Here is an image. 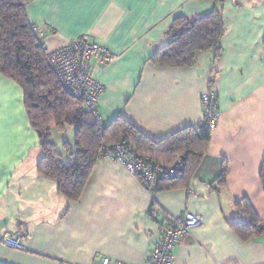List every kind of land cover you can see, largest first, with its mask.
Instances as JSON below:
<instances>
[{"label": "crops", "instance_id": "0c3cea01", "mask_svg": "<svg viewBox=\"0 0 264 264\" xmlns=\"http://www.w3.org/2000/svg\"><path fill=\"white\" fill-rule=\"evenodd\" d=\"M216 8L225 26L219 53L200 52L190 67L150 61L169 42L177 16ZM26 13L48 50L83 36L110 48L111 63L92 64L105 86L98 106L105 125L121 117L161 141L203 123L209 90L220 117L196 171L162 184L155 199L122 165L99 158L70 204L57 181L38 170L43 150L22 88L0 73V264H94L102 257L151 264L168 219L185 211L205 223L181 239L175 264H264V233L244 240L231 226L248 223L239 200L264 219V0H31ZM61 133L58 147L74 143L73 128ZM224 164L223 186L216 181ZM5 234L24 235L26 249L4 244Z\"/></svg>", "mask_w": 264, "mask_h": 264}, {"label": "trees", "instance_id": "16d2710c", "mask_svg": "<svg viewBox=\"0 0 264 264\" xmlns=\"http://www.w3.org/2000/svg\"><path fill=\"white\" fill-rule=\"evenodd\" d=\"M30 1L0 0V73L23 90L24 106L43 150L38 162L39 172L55 179L59 192L74 204L81 198L102 146L126 140L138 155L150 162L172 164L184 159L182 175L159 180L153 199L162 189V184L171 185L192 175L209 151L212 130L203 122L156 142L121 117L110 125L104 123L99 129L94 116L63 89L56 73L48 65L47 48L43 47L26 13ZM169 32V42L159 48L150 61L159 66H194L200 52L221 51L225 34L222 12L216 8L198 17L177 16ZM71 128L74 129L75 141L65 142L63 150H60L53 140L54 129L64 132ZM226 172L227 164H224L216 181L223 186ZM260 177L264 189V160ZM236 206L248 220V223L231 224L239 236L248 240L263 234L264 219L257 216L251 204L247 200H239Z\"/></svg>", "mask_w": 264, "mask_h": 264}, {"label": "built area", "instance_id": "2783aa9c", "mask_svg": "<svg viewBox=\"0 0 264 264\" xmlns=\"http://www.w3.org/2000/svg\"><path fill=\"white\" fill-rule=\"evenodd\" d=\"M231 1L235 5L241 2V0ZM46 58L63 89L83 104L84 109L94 116L98 128L101 129L104 121L98 106L105 86L94 77L92 64L93 62H99L101 65L111 63L113 53L110 48L94 41L89 36H83L65 47L56 50L46 49ZM202 101L205 107L203 122L208 128L214 130L220 117L217 94L209 90L203 94ZM99 158H108L122 165L131 175L137 177L153 196L159 180L180 177L184 170V159H179L172 164L150 162L138 155L126 140L111 146L103 145ZM204 223L202 216L191 211L171 216L162 229L161 241L149 254L151 264H175L176 246L184 236ZM1 241L15 249H26V237L22 234H5ZM94 264L128 263L102 257Z\"/></svg>", "mask_w": 264, "mask_h": 264}, {"label": "rangeland", "instance_id": "374dc122", "mask_svg": "<svg viewBox=\"0 0 264 264\" xmlns=\"http://www.w3.org/2000/svg\"><path fill=\"white\" fill-rule=\"evenodd\" d=\"M64 136H62V133L60 131H58L57 129L55 130L54 129V137H53V140L55 143L57 144H60L63 140ZM59 147L61 148L62 150V145H59Z\"/></svg>", "mask_w": 264, "mask_h": 264}]
</instances>
